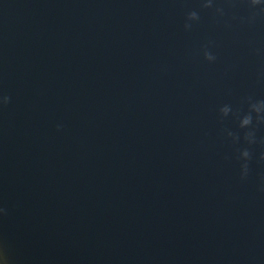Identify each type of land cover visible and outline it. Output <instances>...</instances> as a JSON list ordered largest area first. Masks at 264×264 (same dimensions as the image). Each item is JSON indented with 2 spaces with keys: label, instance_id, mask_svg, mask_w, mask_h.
<instances>
[{
  "label": "water",
  "instance_id": "1",
  "mask_svg": "<svg viewBox=\"0 0 264 264\" xmlns=\"http://www.w3.org/2000/svg\"><path fill=\"white\" fill-rule=\"evenodd\" d=\"M0 94L9 264H264V124L239 126L264 100L248 0H0Z\"/></svg>",
  "mask_w": 264,
  "mask_h": 264
},
{
  "label": "clouds",
  "instance_id": "2",
  "mask_svg": "<svg viewBox=\"0 0 264 264\" xmlns=\"http://www.w3.org/2000/svg\"><path fill=\"white\" fill-rule=\"evenodd\" d=\"M214 0H203V7L204 8H212L213 7ZM248 3L250 7L252 8H259L260 12L264 13V0H248ZM216 12L219 15H223V10L220 8L216 9ZM199 19L198 14L193 11L190 12L187 16L188 21H197ZM185 29H188L191 27L190 23H185L184 25ZM204 58L209 62L212 63L216 60V57L210 53L209 51L205 50L204 51ZM250 100V108H249V114L244 115L242 118L239 120V126L242 129H247L252 126L253 122V117L252 113H255L256 115V123L257 124H264V100H256L255 102H251ZM10 102V97L5 94H0V107L8 105ZM232 111L231 107L228 105H225L220 109V112L222 113L223 116H228L229 113ZM63 128L62 124H57L56 125V130L60 131ZM228 136L232 138L233 143H237L239 140V137L234 136L232 133H228ZM244 140L248 145H253L257 143L256 136H255V131H249L245 134ZM238 159L242 161L241 163V179H244L248 175V162L251 159V153L250 151L245 148L239 152V157ZM260 159L264 160V153H261ZM6 215V209L3 206H0V217ZM0 264H9V260L7 256L5 255L4 251L2 248H0Z\"/></svg>",
  "mask_w": 264,
  "mask_h": 264
}]
</instances>
